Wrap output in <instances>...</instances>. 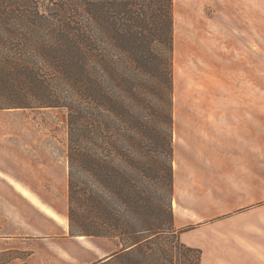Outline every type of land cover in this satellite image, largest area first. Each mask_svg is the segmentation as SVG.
Wrapping results in <instances>:
<instances>
[{"label": "trees", "instance_id": "1", "mask_svg": "<svg viewBox=\"0 0 264 264\" xmlns=\"http://www.w3.org/2000/svg\"><path fill=\"white\" fill-rule=\"evenodd\" d=\"M65 1L0 0V111H65L69 231L111 242L103 264H202L173 227V0Z\"/></svg>", "mask_w": 264, "mask_h": 264}, {"label": "crops", "instance_id": "2", "mask_svg": "<svg viewBox=\"0 0 264 264\" xmlns=\"http://www.w3.org/2000/svg\"><path fill=\"white\" fill-rule=\"evenodd\" d=\"M172 116L171 205L180 242L199 249L202 264H264V129L258 94L180 91ZM6 180L0 174V264L112 260L111 242L72 235L68 221H45L50 230L25 223L9 202ZM13 251L25 252V258L2 259Z\"/></svg>", "mask_w": 264, "mask_h": 264}, {"label": "rangeland", "instance_id": "3", "mask_svg": "<svg viewBox=\"0 0 264 264\" xmlns=\"http://www.w3.org/2000/svg\"><path fill=\"white\" fill-rule=\"evenodd\" d=\"M183 1L173 0L172 7V111L180 91L255 93L264 129V0H195L197 11L192 16L184 10L187 0ZM65 2L55 0V6ZM147 79L151 88L148 101L165 110L163 85L153 75ZM66 119L61 109L0 111V174L9 183V202L25 223H40L45 230L52 229L44 224L52 218L42 207L57 213L58 223L68 221ZM157 129L168 136L165 124L158 123ZM262 142L264 155V139ZM157 161L168 166L165 156ZM16 185L29 197L13 190ZM147 190L160 199L167 195L154 178H149ZM101 245L110 249L107 243ZM12 258L24 259L25 252L2 257Z\"/></svg>", "mask_w": 264, "mask_h": 264}, {"label": "bare ground", "instance_id": "4", "mask_svg": "<svg viewBox=\"0 0 264 264\" xmlns=\"http://www.w3.org/2000/svg\"><path fill=\"white\" fill-rule=\"evenodd\" d=\"M194 1L195 0H187V3H186V5H184V7H185V11L189 14V16H192L193 14H196L195 12L197 11L196 9L197 8H195V7H193V3H194ZM184 3L186 2V0H184L183 1ZM182 4V3H181ZM198 7V6H197ZM182 8V7H181ZM187 13H186V15H187ZM195 24V23H194ZM196 26V25H195ZM176 39V38H175ZM180 46V45H179ZM196 51H198V49H196ZM176 78V77H175ZM176 81H174V86H176ZM16 187L18 188V189H20V193H22V195L23 196H25V197H29L28 195L29 194H27V192L22 188H20L18 185H16ZM34 197H31V199L30 200H32ZM36 203V202H35ZM34 203V204H35ZM37 205V204H36ZM40 205V204H39ZM41 206H43V205H41ZM42 210L44 211V213L45 214H47L49 217H51L52 219H54V220H56V221H60V219H59V217L54 213V212H52L51 210H49V209H45V208H43L42 207ZM61 222V221H60Z\"/></svg>", "mask_w": 264, "mask_h": 264}]
</instances>
